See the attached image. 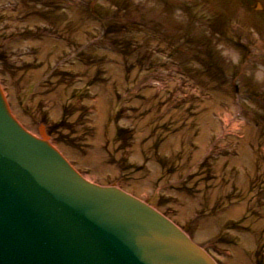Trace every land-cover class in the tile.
<instances>
[{
	"label": "rangeland",
	"instance_id": "rangeland-1",
	"mask_svg": "<svg viewBox=\"0 0 264 264\" xmlns=\"http://www.w3.org/2000/svg\"><path fill=\"white\" fill-rule=\"evenodd\" d=\"M0 58L12 114L91 182L264 264V0H0Z\"/></svg>",
	"mask_w": 264,
	"mask_h": 264
},
{
	"label": "water",
	"instance_id": "water-1",
	"mask_svg": "<svg viewBox=\"0 0 264 264\" xmlns=\"http://www.w3.org/2000/svg\"><path fill=\"white\" fill-rule=\"evenodd\" d=\"M0 92V264H214L137 199L78 178Z\"/></svg>",
	"mask_w": 264,
	"mask_h": 264
},
{
	"label": "bare ground",
	"instance_id": "bare-ground-1",
	"mask_svg": "<svg viewBox=\"0 0 264 264\" xmlns=\"http://www.w3.org/2000/svg\"><path fill=\"white\" fill-rule=\"evenodd\" d=\"M0 90H1V88H0ZM7 97V96H6ZM4 103H6V106H7V108H5V109H8V107H10V110L9 111H11V106L9 105V102H8V100H7V98H6V100L4 99ZM4 103H3V106H4ZM5 107V106H4ZM33 135V137L34 136H36L35 134H32ZM45 135H47L48 137L50 136L49 135V133H47V134H45ZM47 141H48V139H47ZM52 143H50V145H51ZM63 155V154H62ZM65 155H63V157H64ZM82 175H83V173H82ZM83 177L86 179V180H90L88 177H86V176H84L83 175ZM91 181V180H90ZM141 201V200H140ZM142 202V204H144L145 206H148L150 209H153L154 210V208L153 207H151L150 205H148L146 202H143V201H141ZM210 261L211 260H213L212 258H208Z\"/></svg>",
	"mask_w": 264,
	"mask_h": 264
}]
</instances>
